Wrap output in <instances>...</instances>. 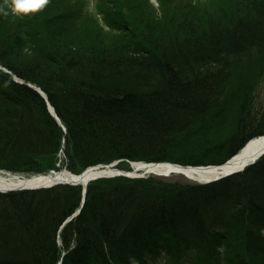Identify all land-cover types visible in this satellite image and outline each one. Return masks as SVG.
I'll return each instance as SVG.
<instances>
[{
    "label": "trees",
    "instance_id": "16d2710c",
    "mask_svg": "<svg viewBox=\"0 0 264 264\" xmlns=\"http://www.w3.org/2000/svg\"><path fill=\"white\" fill-rule=\"evenodd\" d=\"M62 1L35 13H0V66L8 71L0 68V171L44 174L61 161L76 174L119 160L127 170L129 161H168L182 140L198 135L203 146L177 163L223 164L264 135L256 95L263 80L231 91L222 67L228 55L264 54V0H228L227 9L215 5L204 15L197 1L159 0L149 13L153 20L164 12L159 21L127 14L132 0H95L93 14L107 16L119 34L106 44L91 42L96 33L87 38L84 18L60 8ZM22 49L30 54L21 57ZM189 65L211 79L200 85L199 74L185 76L190 89L176 93L169 83ZM27 84L46 94L64 131ZM221 107L236 110L222 126L232 129L207 140L220 127H208L206 117ZM86 189L82 206L78 185L0 193V264H56L62 251L61 264H155L162 253L168 264H264V155L205 185L119 177Z\"/></svg>",
    "mask_w": 264,
    "mask_h": 264
},
{
    "label": "rangeland",
    "instance_id": "374dc122",
    "mask_svg": "<svg viewBox=\"0 0 264 264\" xmlns=\"http://www.w3.org/2000/svg\"><path fill=\"white\" fill-rule=\"evenodd\" d=\"M143 1L146 2L145 3L146 6H144V4H143L140 9H137V10L132 9L134 7V5H136V3L142 4ZM193 1H197V4L200 8V11L202 12L203 15L205 13H208L210 10H212L215 5H216V7H219L221 5L223 10L227 9L226 6L228 7V0L224 1V3H222L220 0H193ZM241 1L242 0H239L238 5L240 4ZM244 1H246V0H244ZM172 2H171L172 4H175L177 2H182L183 4L187 3L186 0H172ZM93 3H95V0H63L60 4V8H62L63 10L66 9L67 11H69V10L74 11L76 13V16L79 19L84 18V22L82 23L81 26H83V29H84V32L86 33V36L87 35L89 36L91 34V32L96 33V35H95L96 39L93 38L94 35H92L91 42H95V41L97 42L100 39V41H102V44L109 43V41L113 38L112 36H117L119 34L114 32L112 30V27L106 22L107 16L102 17L101 21H99L97 19V17L93 14L92 6H90ZM159 3H160L159 0H132L128 3H125L124 5H125V10H126L127 14L130 12L132 15H134L136 20L141 19V20L148 21V19H151L149 16L150 11H153L154 8L158 9V6H160ZM117 7H118L117 3H112L111 7L108 11L112 14V12H114V10H115L114 8H117ZM120 7L121 6L119 5V8ZM162 14H164V16H165L164 12H160L159 10L158 11L156 10L155 16H154L153 20L152 19L151 20L152 21H155V20L159 21L160 18H162L161 17ZM91 23H95V24H91ZM88 36H87V38H88ZM113 47H116V46L113 45ZM21 48H24V47L21 46ZM20 52H21V54H20L21 57H25L24 54H30L25 49L20 50ZM236 64H237L236 71L231 74V77L229 79L230 82L227 81V83L230 85L231 91H233L237 88V86H236L237 83H239V82L241 83V81L244 77H248V80H250V82L254 81L255 78H258L259 72H261V70L264 68V55L260 54V53H253L252 55L246 56V57L242 58V60L237 61ZM134 85H136V84H134ZM241 93H242V91L238 92V94H237L238 98L236 100H234V101H237L236 102L237 104H235L236 106H238V105L240 106V104H241V99H240ZM256 95H257V103L264 106V80H263L261 86L258 88ZM234 113H235V115L237 114L236 110H234ZM233 117H234V115H233ZM226 132H227L226 127L220 128L218 130H214V132L211 130L210 132H208V136L206 139L214 141V138H216L215 136H220L217 139L222 140V138L225 136ZM201 138L202 137L199 135L195 136L192 140V143L182 140V143H181L179 148L174 149L172 151V153L167 154L168 156L166 158L169 160L168 161L162 160V161H166L168 163H177V161H179V158H182L183 156H184L183 158L191 157L190 155H193L196 152V150L198 149V147L203 146L204 141L200 142V141H202ZM194 156H195V154L192 156V158ZM61 160H63V159H61ZM61 164L62 163H60V165ZM63 169H64V167L62 168V170ZM18 174H21V173H18ZM37 174H43V173L26 172V173L21 174L20 176L29 177V176H33V175H37ZM149 177L150 178L154 177L157 179H164V180H166L168 182H172V183L174 181H178L182 184L194 183L191 180H189L186 176H181V175H176V174H173V175L168 176V177L163 176V175L159 176V175L151 174L148 176V178ZM158 260H159V263H157L158 261L155 260L157 264H168V262H166V259L164 258V253H162L161 257H159ZM184 264H187V263H184Z\"/></svg>",
    "mask_w": 264,
    "mask_h": 264
},
{
    "label": "bare ground",
    "instance_id": "6f19581e",
    "mask_svg": "<svg viewBox=\"0 0 264 264\" xmlns=\"http://www.w3.org/2000/svg\"><path fill=\"white\" fill-rule=\"evenodd\" d=\"M263 54V53H260ZM264 55V54H263ZM229 56V55H228ZM224 57L222 59V67L224 68V70H227L230 74L234 73L236 71V62L239 60H242V58L246 57L245 56H232V57ZM250 56V55H249ZM215 65V64H213ZM197 66H193V65H189V69H187L186 73L183 75H180L177 77L176 80L172 81L171 83H169V88H173V90L178 93L180 91H184L187 89H190V87H188L190 84L188 82L187 77L185 76H190L192 74H196L199 76L198 80H199V84L201 85H205L207 83H209V80L211 79V77L209 76H205L200 74V70L196 68ZM207 70H204V72L206 73ZM258 77H260V80H264V71L258 75ZM176 78V77H175ZM229 81V80H227ZM243 84H248L250 82V80H248V77H244L241 81ZM252 82H250L251 84ZM232 100H234V96L231 97ZM194 112H197L196 108H194V106L192 107ZM234 109H230V108H226V107H221L218 110H214L213 112H211L207 117H206V122L205 123L208 127H211L214 123L218 122V126L220 128H222V126L226 123H230L232 124V122L234 121ZM227 128V132H229L232 128H228L227 126H225ZM234 133L237 132L236 129L233 131ZM264 149V138H258L255 141H252L250 143H248L246 145V147L244 148L243 152L239 155L242 156V158L240 159L239 163H243L246 162L247 159L252 158L255 154H258V152H260L261 150ZM64 170V169H63ZM148 171H152L158 174H172L173 172L182 174L183 176H186L189 180L191 181H198V182H205V180H209L212 178H215L216 175H218V169H179L176 168L173 164H162L159 166H151V168L148 169ZM172 172V173H171ZM102 173V172H101ZM113 173L112 171H108L106 173H104L105 176H107L108 174ZM4 176L0 175V191L2 190H11L13 188H23V187H31L34 188V186H47L49 184V182L47 181H43V180H39V179H31L30 177H25V176H19L17 174H6V173H2ZM91 175H98L95 174L93 172H90ZM90 176V175H89ZM25 178H30V179H25Z\"/></svg>",
    "mask_w": 264,
    "mask_h": 264
},
{
    "label": "water",
    "instance_id": "95a60500",
    "mask_svg": "<svg viewBox=\"0 0 264 264\" xmlns=\"http://www.w3.org/2000/svg\"><path fill=\"white\" fill-rule=\"evenodd\" d=\"M29 86L32 87L33 89H35V91H37L38 94H41L43 96V98L46 100V98H47L46 94H44L41 89L34 87L32 85H29ZM46 105L48 106V111H49L50 115H52L54 117V119L56 120L57 124L60 127H62V125L60 124V121L58 119V116L55 115L53 107L48 102L46 103ZM259 138H264V136L259 137ZM243 150L244 149L242 148V150L239 153H237L236 155H233L231 158L226 160L225 164H222V165L205 166V167H191V166H187V165L181 166L179 164H174V163H173V165L176 168H179L182 170L183 169H185V170H187V169H190V170H193V169H199V170H202V169H218V171H217L218 175H216L215 178L205 180V182H200V183L205 184L208 182L216 181L217 179L226 177V176L231 175V174H236L242 168L246 167L248 164L253 163L258 158V156H260L261 154L264 153V149H263L260 152H258V154H255L252 158L247 159L246 162L239 163L240 159L242 158V156H239V155L243 152ZM162 164H168V163L163 162ZM162 164L161 163H153V162H151V163H140V164H132L131 163L132 166L133 165L136 166L135 170L133 172H125L123 170H120V169L118 170L117 168H115V166H114L115 163H112V164H108V165H97L94 167H88L85 171H83L82 173H80L78 175H73L67 169H65V170L60 171V172H55V173L51 172V173L44 174V175H33L32 177H30L31 179L36 178L39 180H43V181L45 180V181L49 182V184L45 187L44 186H34V188H31V187L13 188L11 190H2V191H0V193H2V192H4V193L5 192H13V191H23V190H34V189H45V188L55 187V185H66V184H68L71 186H77V185L80 186L82 191H83L82 195H84L86 193V186H87V183L89 181L97 180L98 178H109V177H114V176H124V177H128V178H130V177H133V178L134 177H141L144 175L138 176L135 173H137L140 170H143L144 173H151L152 171H148V169L151 168V166H153V165L159 166ZM108 171H110V172L112 171L113 173L105 176L104 173H106ZM3 172L4 171H0V175L3 176V174H2ZM90 172H93V173L98 174V175H91ZM152 173L157 174L155 172H152ZM157 175L162 176L163 174H157ZM30 178H25V179H30ZM78 212H79V210H78Z\"/></svg>",
    "mask_w": 264,
    "mask_h": 264
},
{
    "label": "clouds",
    "instance_id": "9594fccd",
    "mask_svg": "<svg viewBox=\"0 0 264 264\" xmlns=\"http://www.w3.org/2000/svg\"><path fill=\"white\" fill-rule=\"evenodd\" d=\"M49 0H5L0 6V13L7 16L9 9L13 14L35 13L46 7Z\"/></svg>",
    "mask_w": 264,
    "mask_h": 264
}]
</instances>
